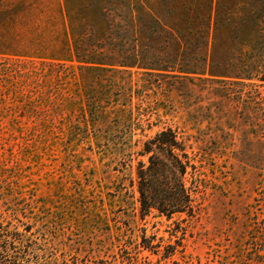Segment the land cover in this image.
Returning a JSON list of instances; mask_svg holds the SVG:
<instances>
[{
    "label": "trees",
    "instance_id": "16d2710c",
    "mask_svg": "<svg viewBox=\"0 0 264 264\" xmlns=\"http://www.w3.org/2000/svg\"><path fill=\"white\" fill-rule=\"evenodd\" d=\"M11 10L0 6V22L18 20ZM10 41L0 35V60L14 61L0 63V105L60 118L42 130L10 131L21 143L8 153L1 148L2 198L24 200L29 194L23 205L33 210L34 216H25L33 223L39 214L63 222L71 212L81 217L80 225L74 219L75 228L86 232L91 223L99 227L107 221L101 187L90 191L68 170L73 191L61 184L56 198H43L38 188H30V166L50 146L61 148L69 164L78 158L77 146H88L102 160L125 157L138 146L127 156L128 161L132 155L146 157L137 162L132 180L141 215L157 210L167 217L195 216L200 206L193 204V195L206 190L202 175L210 153L200 146L193 152L177 129L163 127L147 136L146 128L155 125L153 117L159 121L161 112L171 110L181 118L195 114L184 122L198 126L206 108L202 101L214 97L232 102L237 114L246 93L253 98L264 87V0H59L35 34ZM108 201L116 207L114 198ZM261 221L251 239L264 246ZM3 224L0 214V264L49 263L47 253L57 245L53 237L43 240L47 230H37V237L26 223L20 230ZM246 261L264 264V255L242 257L236 264Z\"/></svg>",
    "mask_w": 264,
    "mask_h": 264
},
{
    "label": "rangeland",
    "instance_id": "374dc122",
    "mask_svg": "<svg viewBox=\"0 0 264 264\" xmlns=\"http://www.w3.org/2000/svg\"><path fill=\"white\" fill-rule=\"evenodd\" d=\"M58 3L59 0H0V6L12 9L18 18L13 23L0 22V35L8 42L12 36H32L49 13L57 10ZM0 63L8 65L14 61L2 59ZM259 92L253 98L246 93L240 105L242 112L239 110L237 114L230 101L223 104L218 97H210L213 101L210 110L207 107L211 101H202L206 108L198 118V126L184 122V119L197 117L195 114L181 118L172 110L166 114L161 112L159 121L153 117L155 125L151 129L144 125L147 136H153L163 127L177 129L189 139L193 152L200 146L210 153L202 175L206 179V190L193 195V204L200 206L195 216L182 212L167 217L157 210L141 215L132 180H135L137 162L146 161V157L132 155L128 161L127 156L138 150V146L127 150L125 157L113 155L104 160L90 152L88 146H77L78 158L72 164L67 163L61 148L50 146L48 152L46 148L41 150L38 162L30 166V188H38L37 194L43 198L48 195L56 198L61 184L75 190L73 178L89 186L90 191L100 186L103 201L107 202L106 206L104 204L108 210L107 221L99 227L91 223L86 232L84 228H75L74 219L80 225L81 217L71 212L64 216L63 222L55 224L52 217L39 214L37 222L33 223L25 217L26 214L34 216L33 210L23 205L29 194L24 195V200H18L10 196L2 198L0 193L3 225L11 222L20 230L22 223H26L35 236L37 230H47L42 234L43 240L53 237L57 247L54 252L47 253L49 263L46 264H236L242 257L253 259L255 253L264 255L261 242L251 239L264 218V126H258L259 119L264 120V109H258L260 104L264 108V87H260ZM174 99L180 100L179 95L174 94ZM10 104L0 105V152L2 147L6 153L15 151L21 143L16 135L9 134L10 131L27 133L42 130L45 124L58 125V116L26 112ZM223 108L229 111L226 116ZM137 138L139 134L134 136L132 143ZM191 150L188 152L192 156ZM67 164L71 167H66ZM67 170L73 178L67 177ZM120 190L123 191L119 195ZM1 191L6 193L2 185ZM112 198L115 208L108 205V199ZM39 239L41 242L42 238ZM148 243L153 247L144 248ZM246 264L253 262L246 261Z\"/></svg>",
    "mask_w": 264,
    "mask_h": 264
}]
</instances>
